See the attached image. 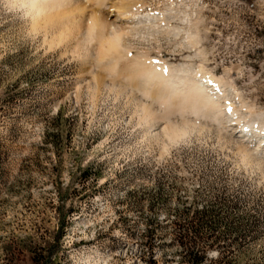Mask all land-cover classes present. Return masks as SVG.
<instances>
[{
  "label": "rangeland",
  "instance_id": "374dc122",
  "mask_svg": "<svg viewBox=\"0 0 264 264\" xmlns=\"http://www.w3.org/2000/svg\"><path fill=\"white\" fill-rule=\"evenodd\" d=\"M146 1L175 6L101 59L86 26L36 30L0 0V264H188L187 235L205 264H264V163L222 128L264 121V0ZM133 59L208 72L236 110L172 115L189 131L157 135L141 107L161 118V102L120 75Z\"/></svg>",
  "mask_w": 264,
  "mask_h": 264
},
{
  "label": "bare ground",
  "instance_id": "6f19581e",
  "mask_svg": "<svg viewBox=\"0 0 264 264\" xmlns=\"http://www.w3.org/2000/svg\"><path fill=\"white\" fill-rule=\"evenodd\" d=\"M15 1L26 10L28 16L32 20V24H33L32 27L33 28L35 27L34 29L36 30L37 29L38 30L44 29L45 31L49 29H52V31L58 29L71 30L74 29L73 27L76 26L77 24L81 25L80 28H82V26H86L87 31L85 32H87L88 35L85 33L86 36L83 37L84 41L85 38L86 39L88 38L87 36L93 38V40L94 38L97 37L99 38L97 39V41L100 40L97 56L101 57V59L107 58L109 56L113 57V55L120 54L119 52H122L121 44H123L122 40L124 37L132 34L133 31L137 35L139 31L136 33L135 30L139 29L140 27H143V25L145 26L150 24L159 25L160 21L167 18L166 15L167 14L169 15L173 11V7L175 6V4L170 2L171 5L169 9H166V7L160 9L159 7H157L158 5H156L157 7L156 10L151 9L150 7H149L150 9L147 10L146 0H15ZM78 28L79 27H77V30ZM153 28L155 27L153 26ZM46 33L49 32L46 31ZM187 39L190 44L196 42L195 37L188 36ZM137 59H141V58L138 57ZM107 61L108 60L104 62L107 63ZM128 61L132 62V60H128ZM133 62L131 66L124 67L126 71L122 72L121 70L122 73L120 75L125 73V77L123 76L122 80H125V82L127 80L134 89H137L146 98H150L153 102L154 101L161 102L160 107H163L165 110L163 114L164 116L161 118H157L158 116L156 115L157 112L150 109L149 107L151 106L148 107L147 105L141 104L142 105L141 110L143 113L142 121H144L146 124H149L150 127L153 128L154 131H156L155 133L157 135L164 134L169 138V140L171 139L172 141L174 140L176 141L177 139L186 135V133L189 131L188 126L187 125L183 126V124L182 126L176 125L175 122L172 123L170 121L172 115L175 116L176 114H181V115L188 114L189 116L196 115V117L200 115L203 117H209L212 120L225 125L227 123L225 121V116L228 115L224 113V110H226L227 108L228 110L231 109L232 113H234V111L236 110L233 107V104H231L230 101H227V98L231 95V92L230 90L224 88L225 86L224 83L226 81L224 82L222 79L220 78L218 79L214 77L212 74H209L208 72H203V70L191 72L185 69L187 67L184 68L185 70H183V68L182 69L178 68L179 70H177L174 69L175 66L173 65L172 66L174 68H171L172 66L170 67L168 64L167 65L164 64L165 62L158 63L154 61L143 60L140 61V63H138L134 61V59ZM103 80L104 79H102V82ZM128 82H126V84L129 85ZM102 85H105V83ZM116 86L117 85H115V87ZM128 87L130 88V86ZM119 90L120 89H118L117 91ZM139 92L138 94L140 95L141 93ZM225 98H226V102H223L222 100H224ZM224 107H226V109ZM250 113L253 112L249 111V114ZM250 115L253 116L252 114ZM245 118L246 117H244L243 119ZM243 121L242 122L237 121L239 123L237 122L231 123L230 120L229 122L231 124L222 126V128L225 130L226 133H228L229 135L228 138L232 139L233 134H236L238 136L239 134L242 135L240 136L242 138V141H238V140L235 141L236 143L239 144V147H241L240 150H247L248 151L247 153L250 154L249 157L251 155L259 156V158L261 159L260 161L264 163V121L261 120L260 114L259 116L256 117V122H254V124H249L248 122H246L248 120L244 122ZM163 122H165L166 124L162 126ZM243 132H245V134ZM243 141H247V143L248 142L252 143L250 150L247 149V145L245 143H242Z\"/></svg>",
  "mask_w": 264,
  "mask_h": 264
},
{
  "label": "trees",
  "instance_id": "16d2710c",
  "mask_svg": "<svg viewBox=\"0 0 264 264\" xmlns=\"http://www.w3.org/2000/svg\"><path fill=\"white\" fill-rule=\"evenodd\" d=\"M203 214H202V217L201 218H204L206 217V213L207 211L203 210ZM211 222H207L205 220H202L200 221L199 223V231L200 230H207V229H211V227H213V225L210 227L209 224ZM63 229V228H62ZM185 235V234H183ZM188 237V235H187ZM186 236H182L181 237V245L182 247H186V251H185V254H184V260L188 263V264H205L206 262V256H204V254H202L201 252H197V251H194L192 250V246H187L185 245V242L183 243V239H188ZM190 247V248H189Z\"/></svg>",
  "mask_w": 264,
  "mask_h": 264
},
{
  "label": "snow or ice",
  "instance_id": "6c2138e0",
  "mask_svg": "<svg viewBox=\"0 0 264 264\" xmlns=\"http://www.w3.org/2000/svg\"><path fill=\"white\" fill-rule=\"evenodd\" d=\"M229 111H231V109H229ZM209 256H215V253L214 252H210Z\"/></svg>",
  "mask_w": 264,
  "mask_h": 264
}]
</instances>
